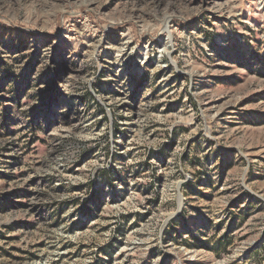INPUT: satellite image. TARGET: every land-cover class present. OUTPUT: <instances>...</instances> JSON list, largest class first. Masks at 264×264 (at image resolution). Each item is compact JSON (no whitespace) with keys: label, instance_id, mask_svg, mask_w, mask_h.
<instances>
[{"label":"rangeland","instance_id":"374dc122","mask_svg":"<svg viewBox=\"0 0 264 264\" xmlns=\"http://www.w3.org/2000/svg\"><path fill=\"white\" fill-rule=\"evenodd\" d=\"M0 264H264V0H0Z\"/></svg>","mask_w":264,"mask_h":264}]
</instances>
